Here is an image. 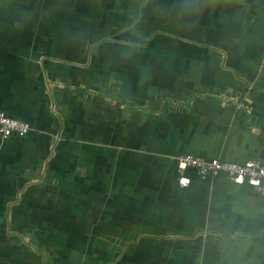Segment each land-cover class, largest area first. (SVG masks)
Masks as SVG:
<instances>
[{
  "label": "crops",
  "instance_id": "0c3cea01",
  "mask_svg": "<svg viewBox=\"0 0 264 264\" xmlns=\"http://www.w3.org/2000/svg\"><path fill=\"white\" fill-rule=\"evenodd\" d=\"M0 111V264H264V197L175 167L264 164V0H0Z\"/></svg>",
  "mask_w": 264,
  "mask_h": 264
},
{
  "label": "built area",
  "instance_id": "2783aa9c",
  "mask_svg": "<svg viewBox=\"0 0 264 264\" xmlns=\"http://www.w3.org/2000/svg\"><path fill=\"white\" fill-rule=\"evenodd\" d=\"M30 130L28 123L11 118L0 111V140L11 136H24ZM176 170L182 174L193 170L202 179L225 176L236 185L246 184L256 194L264 197V164L255 160L243 163L226 162L218 159L205 161L204 159L183 155L175 159ZM177 186L181 189L188 186V179L180 176Z\"/></svg>",
  "mask_w": 264,
  "mask_h": 264
},
{
  "label": "trees",
  "instance_id": "16d2710c",
  "mask_svg": "<svg viewBox=\"0 0 264 264\" xmlns=\"http://www.w3.org/2000/svg\"><path fill=\"white\" fill-rule=\"evenodd\" d=\"M165 103H166V101H165ZM165 103L162 105V108H165L167 106V103L166 104ZM157 106H158V104H157ZM261 128H262V131L264 132V124L261 126Z\"/></svg>",
  "mask_w": 264,
  "mask_h": 264
},
{
  "label": "bare ground",
  "instance_id": "6f19581e",
  "mask_svg": "<svg viewBox=\"0 0 264 264\" xmlns=\"http://www.w3.org/2000/svg\"><path fill=\"white\" fill-rule=\"evenodd\" d=\"M45 78H46V77H45ZM242 103H243V102H242ZM165 104H166V103H165ZM186 105H187V104H186ZM150 109H151V108H150ZM148 110H149V109H148ZM243 110H244V109H243ZM241 116H242V115H241ZM178 188H179V187H178ZM178 188H177V189H178ZM118 243H119V242H118ZM125 247H126V246H125Z\"/></svg>",
  "mask_w": 264,
  "mask_h": 264
},
{
  "label": "clouds",
  "instance_id": "9594fccd",
  "mask_svg": "<svg viewBox=\"0 0 264 264\" xmlns=\"http://www.w3.org/2000/svg\"><path fill=\"white\" fill-rule=\"evenodd\" d=\"M176 158H177V157H176ZM176 158H175V159H176ZM175 167H176V166H175Z\"/></svg>",
  "mask_w": 264,
  "mask_h": 264
},
{
  "label": "rangeland",
  "instance_id": "374dc122",
  "mask_svg": "<svg viewBox=\"0 0 264 264\" xmlns=\"http://www.w3.org/2000/svg\"><path fill=\"white\" fill-rule=\"evenodd\" d=\"M159 35V34H158Z\"/></svg>",
  "mask_w": 264,
  "mask_h": 264
}]
</instances>
